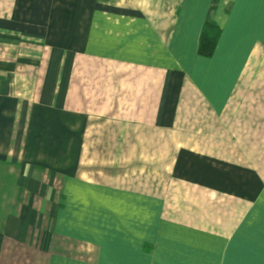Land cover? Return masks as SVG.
Listing matches in <instances>:
<instances>
[{
  "label": "crops",
  "instance_id": "1",
  "mask_svg": "<svg viewBox=\"0 0 264 264\" xmlns=\"http://www.w3.org/2000/svg\"><path fill=\"white\" fill-rule=\"evenodd\" d=\"M0 264H264V0H0Z\"/></svg>",
  "mask_w": 264,
  "mask_h": 264
},
{
  "label": "trees",
  "instance_id": "2",
  "mask_svg": "<svg viewBox=\"0 0 264 264\" xmlns=\"http://www.w3.org/2000/svg\"><path fill=\"white\" fill-rule=\"evenodd\" d=\"M217 34L218 28L214 24L207 22L203 25L199 39V53L209 55L212 52Z\"/></svg>",
  "mask_w": 264,
  "mask_h": 264
}]
</instances>
